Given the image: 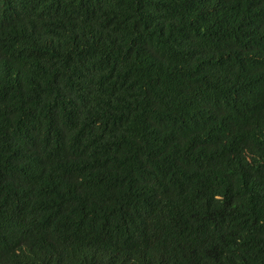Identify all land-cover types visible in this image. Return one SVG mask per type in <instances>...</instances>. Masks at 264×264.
Here are the masks:
<instances>
[{"label": "trees", "instance_id": "16d2710c", "mask_svg": "<svg viewBox=\"0 0 264 264\" xmlns=\"http://www.w3.org/2000/svg\"><path fill=\"white\" fill-rule=\"evenodd\" d=\"M0 264H264V0H0Z\"/></svg>", "mask_w": 264, "mask_h": 264}, {"label": "clouds", "instance_id": "9594fccd", "mask_svg": "<svg viewBox=\"0 0 264 264\" xmlns=\"http://www.w3.org/2000/svg\"><path fill=\"white\" fill-rule=\"evenodd\" d=\"M196 189H197V193H198V190H199V184H196ZM200 191V190H199ZM215 198H218V199H222L223 197L221 195H216Z\"/></svg>", "mask_w": 264, "mask_h": 264}]
</instances>
